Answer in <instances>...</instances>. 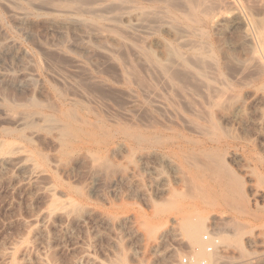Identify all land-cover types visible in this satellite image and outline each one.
<instances>
[{"label": "rangeland", "instance_id": "374dc122", "mask_svg": "<svg viewBox=\"0 0 264 264\" xmlns=\"http://www.w3.org/2000/svg\"><path fill=\"white\" fill-rule=\"evenodd\" d=\"M77 1L0 0V264H264V0Z\"/></svg>", "mask_w": 264, "mask_h": 264}, {"label": "bare ground", "instance_id": "6f19581e", "mask_svg": "<svg viewBox=\"0 0 264 264\" xmlns=\"http://www.w3.org/2000/svg\"><path fill=\"white\" fill-rule=\"evenodd\" d=\"M44 1V0H43ZM53 1V0H52ZM76 1V0H75ZM128 1V0H127ZM164 1V0H163ZM167 1V0H166ZM166 1H164V2H166ZM170 1V0H169ZM171 1H173V0H171ZM178 2H179V0H177ZM55 2H57V1H55ZM74 2V1H73ZM77 2H79V0L77 1ZM126 2V1H125ZM168 2V1H167ZM166 2V3H167ZM174 2V1H173ZM180 2H183V1H180ZM184 2H185V5H189L188 6V8L190 9V12H188L187 11V13H189V14H191V15H189L190 17L192 16V19L193 18H198V21H199V16H202V14H207V13H209L210 12V8H211V6H214V5H207L206 3H207V0L205 1V0H184ZM183 2V3H184ZM206 2V3H205ZM209 2V1H208ZM212 2H214V1H212ZM218 2V1H217ZM76 3V2H75ZM74 3V4H75ZM128 3V2H127ZM57 4H58V2H57ZM60 4V3H59ZM68 5V2L67 3H63V4H61L62 6H64V5ZM80 4H83V6H84V4H85V2H84V0H83V2H79V5ZM169 4V3H168ZM173 3L171 2V5H172ZM179 4V3H178ZM208 4H210V3H208ZM213 4V3H212ZM215 4V3H214ZM219 4V3H218ZM76 5L78 6V4L76 3ZM75 5V6H76ZM170 5V4H169ZM184 5V6H185ZM70 6L72 7L73 5H71V3H70ZM174 6V5H173ZM65 7V6H64ZM67 7V6H66ZM80 7V6H79ZM82 7V6H81ZM176 7V6H175ZM216 7V5L214 6V8ZM218 8L220 7V6H217ZM216 7V8H217ZM78 8V7H77ZM187 8V7H186ZM187 8V9H188ZM188 9V10H189ZM212 10V9H211ZM155 11V10H154ZM153 11V12H154ZM215 11V10H214ZM218 11V10H217ZM213 12V10L211 11V13ZM155 14V13H154ZM157 14H159V13H157ZM213 14V13H212ZM188 15V14H187ZM154 16V15H153ZM158 16V15H157ZM157 16H155V18L157 17ZM188 16V17H189ZM160 17V19H161V16H159ZM158 17V18H159ZM176 17V16H175ZM206 17V16H205ZM144 18H145V16H144ZM143 18V19H144ZM202 18H204V17H202ZM201 19V18H200ZM159 20V19H158ZM194 20V19H193ZM191 21V20H190ZM189 21V22H190ZM198 21H194V25H196V23L198 22ZM148 22H150V21H148ZM196 22V23H195ZM257 32V31H256ZM258 32H259V34H260V39H262V40H264V32L262 31V32H260L259 30H258ZM257 34V33H256ZM256 34H255V36H256ZM259 36V35H258ZM258 39H259V37L257 38V41H258ZM260 42V41H259ZM264 42V41H263ZM263 42H261V43H263ZM173 49H174V47H172ZM172 50V49H171ZM175 50V49H174ZM178 51V50H177ZM169 52H170V48H169ZM168 52V53H169ZM180 54H182L181 52H179ZM170 54V56H171V53H169ZM149 55V54H148ZM151 55V54H150ZM173 55H177V56H179L180 58H181V56L178 54V52H176V50L173 52V54H172V57H173ZM152 56V55H151ZM149 57V56H148ZM183 57V56H182ZM155 58V56L153 55V59ZM151 59V58H150ZM157 58H155V60H156ZM182 60V59H181ZM151 61V60H150ZM200 61H202V60H200ZM153 62V61H152ZM155 62V64H157V66H158V63H156V62H158V60H156V61H154ZM160 62V61H159ZM154 64V63H153ZM162 64H164V63H160L159 64V68L161 69V70H165L168 66H166V64L163 66ZM166 67V68H165ZM204 70V69H203ZM201 75V74H200ZM203 220H200V221H197V220H188L187 221V223H186V225H185V227H184V232H185V235L187 236V238L190 240V242H192V243H198L199 241V239H198V235H199V232L201 231L200 229L202 228L203 229V227L202 226H204V222H202ZM221 238L223 239V240H221ZM216 241V246L217 247H219V246H221L222 244H225L226 242H227V240H224V238L223 237H219L217 240H215ZM201 242V241H200ZM198 245H199V250H200V254H201V252L203 253V255L204 256H202V254L200 255V256H202V257H204L205 258V260H208L209 262H210V264H220V262H219V259H218V257H217V253H215V254H213V255H208L207 253H206V249H205V245H204V243H198ZM199 256V257H200ZM203 259V258H202ZM193 264H197V263H193ZM223 264V263H222Z\"/></svg>", "mask_w": 264, "mask_h": 264}, {"label": "built area", "instance_id": "2783aa9c", "mask_svg": "<svg viewBox=\"0 0 264 264\" xmlns=\"http://www.w3.org/2000/svg\"><path fill=\"white\" fill-rule=\"evenodd\" d=\"M202 242L205 245L206 253L208 255H213L218 252V247L216 246V241L211 236V234H206L203 236ZM210 264L208 260L205 259H198L197 256L193 253H186L184 254L183 258L176 262L175 264Z\"/></svg>", "mask_w": 264, "mask_h": 264}]
</instances>
